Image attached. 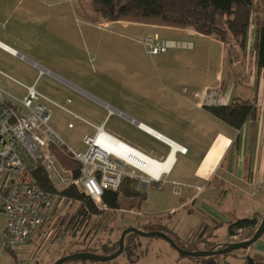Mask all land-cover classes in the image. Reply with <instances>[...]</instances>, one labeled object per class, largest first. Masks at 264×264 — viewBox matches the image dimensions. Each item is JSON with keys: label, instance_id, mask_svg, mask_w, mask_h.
<instances>
[{"label": "rangeland", "instance_id": "374dc122", "mask_svg": "<svg viewBox=\"0 0 264 264\" xmlns=\"http://www.w3.org/2000/svg\"><path fill=\"white\" fill-rule=\"evenodd\" d=\"M258 2L262 3L259 0ZM3 3L4 0H0V11L4 7ZM23 8L29 11L27 18L31 19L30 31L24 33V43L27 42L33 46L36 49V55L42 56L39 58L40 62L57 73L72 78L77 76L94 86H98L100 80L106 86L104 89L110 93L132 92L138 89L143 92L154 90L158 88L155 78L166 80L168 74L181 71L185 59H192L193 65L200 68L202 72L207 70L208 75L217 69L220 62L224 63V73L227 71L229 62L227 50L221 53L220 48L215 46L214 40L201 35L188 36L186 31L152 28L154 25L131 24L125 21H94L91 20L93 12L89 0H19V6L16 4L13 9ZM260 14L264 18V5H260ZM36 18L39 19L36 20ZM54 29L57 32H54ZM154 34H157L161 41L192 42L193 47L170 46L166 53L151 54L150 44L146 42V39L153 37ZM232 42H234L232 39L226 41L229 45ZM15 63L18 62L15 61ZM166 63H173L167 67L169 73L159 71V66ZM22 66L25 68L24 64ZM120 66H124L132 74L127 76L130 82L128 88L121 89V83L117 77V68ZM136 70L140 73L138 77L135 74ZM49 78L44 73L42 76L38 75L36 91L61 105L65 97H70L73 104L66 108L91 121V117L87 116L83 110L85 101L65 87L56 86ZM136 81L138 85H141L140 88H136ZM1 86L17 97H23L25 93L7 81H4ZM129 100L131 101V98ZM48 109L50 111L49 125L59 138L67 147L84 151L83 138L86 133H92L93 129L82 121L73 122V127L69 128L68 123L73 121L70 114L55 105H49ZM110 116L108 115L109 119L105 121V129L120 137L119 134L123 132L118 123L120 117L116 114ZM170 178L166 176L161 183V189L156 188L155 185L143 189L138 183V188L145 193V200L140 207H137L139 203L137 199L126 198L120 202L118 209H102L95 216H77L78 202L58 198L51 210L50 219L31 234L22 249L13 252L5 248L2 243L1 236L6 216L0 206V264H53L62 256L81 251L102 255L105 247H117L120 233L124 228L134 226L142 229L155 223L166 225L167 230L175 234L178 243L184 247L193 248L186 242H197L198 237H195L199 230L196 228L201 222H208L209 215L202 214L204 212L200 210L191 216L186 212V208L179 210L178 195L186 184ZM55 188L58 193L63 189L60 186ZM99 208L101 209V206ZM247 216L249 214H241L232 221ZM197 222H199L198 225H196ZM167 224L176 228L175 232L169 229ZM226 230L227 226L216 231L219 242L222 241L221 236ZM245 235L246 232L241 231V235L232 241L237 242ZM212 242L214 241L199 242L196 248L207 250L213 244ZM252 245L246 248H251ZM127 246H130L134 254L132 258L136 259L135 261H131V258L122 252L109 261L80 260L65 264H221L220 255V258L211 255L198 259L185 256L172 248L164 239L156 236L136 235L127 240ZM244 249L229 253L228 261L244 262V255L246 256Z\"/></svg>", "mask_w": 264, "mask_h": 264}, {"label": "crops", "instance_id": "0c3cea01", "mask_svg": "<svg viewBox=\"0 0 264 264\" xmlns=\"http://www.w3.org/2000/svg\"><path fill=\"white\" fill-rule=\"evenodd\" d=\"M16 4L19 6V0H4V7L0 11L2 90L4 88L1 84L7 81L25 92L24 97L27 87L32 86L35 89L38 75L42 76L44 73L56 86L65 87L85 101L83 110L91 117V121L85 119L93 125H89L93 129L92 133L86 135L94 133V126H103L107 133L129 146L155 160H164L170 151L169 147L153 135L137 128L131 122L132 119L184 147L185 153L174 152L173 162L165 176L186 184L178 195L179 210L186 208V212L191 216L200 210L204 212L202 214L209 215L208 222L196 223L199 224L197 230L203 223L213 226L218 222L219 227L223 228L241 214H249L247 217H250L264 212V66H256L252 50L254 25L249 27L245 46L241 48L235 42L224 44L191 28L125 21L131 24L154 25L152 28L159 27L158 29L164 30L186 31L188 36L193 37L205 36L215 41V46L220 48L221 53L227 50L229 62L225 73L224 63L220 62L217 69L208 75L207 70L202 72L194 66L192 59H185L181 71L168 74L166 80L155 78L158 88L154 90L143 92L138 89L132 92L110 93L104 89L106 86L100 80L99 85L94 86L77 76L72 78L57 73L40 62L39 58L42 56L36 55L33 46L24 43V33L30 31L31 19L27 18L29 11L25 8L13 9ZM54 32L57 30L54 29ZM59 34L61 35L60 31ZM171 64L173 63L160 65L158 70L169 73L167 67ZM117 70L121 89L128 88L130 82L127 76L132 74L124 66L118 67ZM135 74L136 77L140 75L138 70ZM140 87L136 81V88ZM4 91L16 98H22ZM212 93L215 97L221 95L225 102L223 104L231 103L235 99L254 104L256 117L246 121L240 128H234L209 112V106L221 105L211 103ZM66 99H70L67 106L73 104L70 97H65L64 102ZM43 103L47 107L53 105L51 102ZM113 114L120 117L118 123L123 129L120 137L105 129L108 115ZM167 225L172 231L176 229ZM219 227L213 229L210 235L204 233L202 238L214 241L212 243L215 246L232 241L233 236H229L227 230L221 236L222 241L217 240L215 233ZM253 245L251 248H245L244 254H251L257 262H264V235ZM225 260L228 261L227 256ZM242 263L243 261L234 264Z\"/></svg>", "mask_w": 264, "mask_h": 264}, {"label": "built area", "instance_id": "2783aa9c", "mask_svg": "<svg viewBox=\"0 0 264 264\" xmlns=\"http://www.w3.org/2000/svg\"><path fill=\"white\" fill-rule=\"evenodd\" d=\"M146 42L150 44L151 54L165 52L170 46L193 47L192 42L161 41L157 34L148 37ZM211 95V103H225L221 95ZM41 100L51 102L70 114L73 121L68 123L69 128L75 121L92 125L66 108L70 99L61 105L38 93L32 86L27 87L26 95L19 99L0 88V203L6 216L1 237L5 248L12 252L22 249L31 234L50 219L51 210L59 198L58 194L34 183L32 175L37 168L41 167L47 173L54 186H77L94 201H99L105 190L116 191L125 177L137 179L141 187L155 185L158 189L166 178L167 170L153 174L155 170L147 166V159L154 158L110 135L103 126H94V133L85 135L84 151L67 147L49 125L50 111ZM131 122L163 141L170 151L173 149V141L141 122ZM113 141L118 144L109 147ZM54 144L63 145L79 164L77 177L63 168L50 152L49 147ZM175 151L185 153L186 149L179 146ZM169 153L162 161L167 160ZM236 238L237 235L233 236Z\"/></svg>", "mask_w": 264, "mask_h": 264}, {"label": "trees", "instance_id": "16d2710c", "mask_svg": "<svg viewBox=\"0 0 264 264\" xmlns=\"http://www.w3.org/2000/svg\"><path fill=\"white\" fill-rule=\"evenodd\" d=\"M93 12L91 20L104 22L112 21H130L146 24H156L177 28H191L195 32L212 36L224 44L232 39L241 48H244L247 33L250 26L254 25L252 50L255 54V62L258 68L264 66V18L260 14V5H264V0L259 3L258 0H89ZM227 44V43H226ZM209 112L215 117L223 120L234 128H240L246 121L256 117L257 111L254 104L235 99L228 104L213 105L208 107ZM50 152L55 156L58 163L71 172L73 177L79 175V164L74 161L71 155L66 151L63 145H50ZM34 183L41 188L51 192L58 193L55 186L47 177V173L40 167L33 172ZM137 179L125 177L122 179L116 191L105 190L99 201H94L88 197L77 186H68L59 190V199L72 200L79 204L77 216L87 217L88 215H98L102 209H118L123 199H137V207L145 200L144 190L138 188ZM1 206V203H0ZM101 206V209L99 208ZM100 209V210H99ZM260 214H253L250 217L238 218L227 225V234L229 236H240L241 231L246 235L238 241L246 240L252 236L261 221ZM219 223L209 225L203 223L199 227L196 235L197 242H186L193 248L184 247L178 243L174 233L167 230V227L161 223H155L150 227L142 228L144 231L158 230L166 233L175 243L185 250H198L196 244L206 242L202 235H210L213 229L219 227ZM167 230V231H166ZM209 231V232H208ZM208 232V233H207ZM136 236L134 233L126 235L123 252L131 261L132 257L130 246H127V240ZM29 240V238H28ZM185 244V245H187ZM226 244V243H224ZM211 245L207 249H220L224 246ZM187 245V246H188ZM118 247V242H117ZM105 247L103 254H110L117 249ZM228 254L220 255L221 264H234L225 260ZM216 255V257H219ZM253 258V257H252ZM198 259V258H196ZM245 260V256H244ZM254 264H263L254 259ZM244 261L243 263H245ZM242 263V264H243ZM219 264V263H218Z\"/></svg>", "mask_w": 264, "mask_h": 264}, {"label": "water", "instance_id": "95a60500", "mask_svg": "<svg viewBox=\"0 0 264 264\" xmlns=\"http://www.w3.org/2000/svg\"><path fill=\"white\" fill-rule=\"evenodd\" d=\"M131 121H134V120L131 119ZM130 233H134L141 237H154V236L160 237L164 239L166 242H168L169 245L172 248H174L177 252H179L182 255L189 256V257L199 258V257H206V256H211V255H224V254H228V253H231L239 249H244L246 247H249L263 235L264 233V212H263V215H262V218H261V221L258 227L256 228V230L254 231V233L252 234L250 238L246 240H242V241H237V242H234V241L228 242L224 244V246L220 249L210 248L207 250H196V251L185 250V249L180 248L171 237H169L166 233L162 231H158V230L144 231L134 226H128L121 231L119 239H118V247L112 253L99 255V254H95V253L88 252V251L75 252V253H71V254L60 257L53 264H65L66 262L80 261V260H92V261L113 260L123 252L125 237L126 235ZM245 261L246 262L243 264H254L253 258L249 255L245 256Z\"/></svg>", "mask_w": 264, "mask_h": 264}, {"label": "bare ground", "instance_id": "6f19581e", "mask_svg": "<svg viewBox=\"0 0 264 264\" xmlns=\"http://www.w3.org/2000/svg\"><path fill=\"white\" fill-rule=\"evenodd\" d=\"M102 141L105 144H108V141L105 139H102ZM118 143L116 141L110 142L109 143V147H115ZM173 149L171 150V154L168 156L166 161H158V160H154V159H147V166L149 168H153L155 170V172L153 174H158L161 171H166L169 170V167L171 165V163L173 162V154H174V150L176 148L179 147V145L175 144L172 145Z\"/></svg>", "mask_w": 264, "mask_h": 264}]
</instances>
